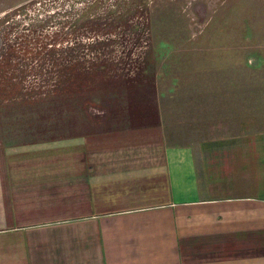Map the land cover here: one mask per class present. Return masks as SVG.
<instances>
[{"label": "rangeland", "instance_id": "374dc122", "mask_svg": "<svg viewBox=\"0 0 264 264\" xmlns=\"http://www.w3.org/2000/svg\"><path fill=\"white\" fill-rule=\"evenodd\" d=\"M157 99L156 127L128 123ZM253 130L264 0H0V145L94 151Z\"/></svg>", "mask_w": 264, "mask_h": 264}, {"label": "crops", "instance_id": "0c3cea01", "mask_svg": "<svg viewBox=\"0 0 264 264\" xmlns=\"http://www.w3.org/2000/svg\"><path fill=\"white\" fill-rule=\"evenodd\" d=\"M157 102L128 123L156 127ZM0 264H264V130L0 145Z\"/></svg>", "mask_w": 264, "mask_h": 264}]
</instances>
